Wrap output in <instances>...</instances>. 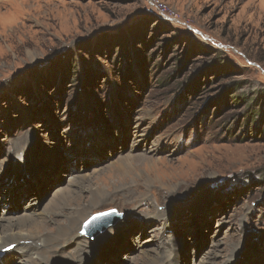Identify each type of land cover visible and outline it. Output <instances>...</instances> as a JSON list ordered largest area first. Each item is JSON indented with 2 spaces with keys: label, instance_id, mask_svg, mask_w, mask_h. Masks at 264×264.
Segmentation results:
<instances>
[{
  "label": "rangeland",
  "instance_id": "1",
  "mask_svg": "<svg viewBox=\"0 0 264 264\" xmlns=\"http://www.w3.org/2000/svg\"><path fill=\"white\" fill-rule=\"evenodd\" d=\"M65 203L15 264H264V0H0V215Z\"/></svg>",
  "mask_w": 264,
  "mask_h": 264
},
{
  "label": "bare ground",
  "instance_id": "2",
  "mask_svg": "<svg viewBox=\"0 0 264 264\" xmlns=\"http://www.w3.org/2000/svg\"><path fill=\"white\" fill-rule=\"evenodd\" d=\"M31 168H29V169H31ZM100 190H102V189L98 186L96 187L95 190H89V194H90L91 199H92V205H97L102 201L104 202L106 197H105V195L102 196L103 194H102V192H100ZM69 192H70L69 194L62 195L58 199L64 201L65 198H67V196H71L73 193L72 191H69ZM74 193L76 194L75 191H74ZM100 196H102V198ZM55 199L52 201V203L51 202H49V203H51L52 206L55 208H57L58 206L61 208V206H63V204L61 205L59 203V200L58 199L55 200ZM74 201H75V198H74ZM65 204L67 205V203H65ZM31 206H33V205H29L27 207L28 208V210H26L27 213L23 212V215H25V216H16V217L11 216L10 217V216H7L5 214L0 215V258H2V259H0V264H15L17 260L24 259V258L27 259L29 256H31L32 252H35L38 256L43 258L47 252H51L50 250H54V249L60 247L64 241L74 237L75 234L80 231V228L83 225V222L86 220L87 215H88V210L86 209L88 207L87 204L77 205L76 207H70V205H67L66 208L62 207L61 211H63V212H65V209H67L65 214H63L64 215L63 217L65 218L64 221H66V223L61 224L59 222L58 226L54 225L55 227L57 226L58 230H56L57 233L53 236L52 231L45 228V227H48V225L50 224L49 223L50 220H48L46 217L40 221L42 215L41 216L39 214L36 215L34 213V211H35L34 208H33L34 211L31 210ZM37 211H38V209H37ZM44 214H45V212H44ZM55 214L57 215V213H55ZM29 216L34 218V219L30 218ZM149 220H152V218H149ZM119 222H117V223H119ZM105 232H107V231H105ZM101 235L102 234H100V236ZM98 237L99 236H97V238ZM90 238L92 239V237H90ZM110 239H111V237H110ZM110 239H108L104 244H108L110 242ZM9 245H13L14 247H13L12 251H9V252L7 251L8 253L6 255H8L11 252H15V251L17 252V255H15V253H13V254H9L8 256L5 257L4 251H1V250H3L4 248H6ZM82 250H84V249L78 248L77 252L80 254V252H82ZM6 259H9V261L7 263H6ZM79 259L82 260L81 258H79ZM49 261H51V259H49ZM151 262H152V260H151ZM155 262H156V264H172V261L170 260V258H168L167 254L161 256L160 258L155 259ZM38 264H50V262H40ZM54 264H62V263H60L59 261L56 260V261H54ZM65 264H82V262L77 263L75 261H69Z\"/></svg>",
  "mask_w": 264,
  "mask_h": 264
},
{
  "label": "water",
  "instance_id": "3",
  "mask_svg": "<svg viewBox=\"0 0 264 264\" xmlns=\"http://www.w3.org/2000/svg\"><path fill=\"white\" fill-rule=\"evenodd\" d=\"M8 181L10 177L6 178ZM23 179H27L26 176H23ZM124 219V215L118 213L117 210L112 209L106 212L98 213L94 215L89 221L84 225V233L92 239L97 238L103 232H105L109 227L114 226L117 222Z\"/></svg>",
  "mask_w": 264,
  "mask_h": 264
},
{
  "label": "built area",
  "instance_id": "4",
  "mask_svg": "<svg viewBox=\"0 0 264 264\" xmlns=\"http://www.w3.org/2000/svg\"><path fill=\"white\" fill-rule=\"evenodd\" d=\"M159 8H160L161 13H163V14H165V15L168 14V12H167V8H166L165 5L159 3Z\"/></svg>",
  "mask_w": 264,
  "mask_h": 264
},
{
  "label": "trees",
  "instance_id": "5",
  "mask_svg": "<svg viewBox=\"0 0 264 264\" xmlns=\"http://www.w3.org/2000/svg\"><path fill=\"white\" fill-rule=\"evenodd\" d=\"M239 99H241V98H239ZM254 116V115H253Z\"/></svg>",
  "mask_w": 264,
  "mask_h": 264
}]
</instances>
